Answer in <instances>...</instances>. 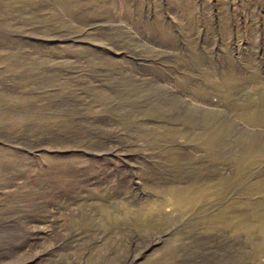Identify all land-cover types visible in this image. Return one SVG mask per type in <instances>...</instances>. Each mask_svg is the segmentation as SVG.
<instances>
[{
  "label": "rangeland",
  "instance_id": "374dc122",
  "mask_svg": "<svg viewBox=\"0 0 264 264\" xmlns=\"http://www.w3.org/2000/svg\"><path fill=\"white\" fill-rule=\"evenodd\" d=\"M70 1L0 0V264H264V0Z\"/></svg>",
  "mask_w": 264,
  "mask_h": 264
},
{
  "label": "bare ground",
  "instance_id": "6f19581e",
  "mask_svg": "<svg viewBox=\"0 0 264 264\" xmlns=\"http://www.w3.org/2000/svg\"><path fill=\"white\" fill-rule=\"evenodd\" d=\"M64 1H68L67 2V7H69L70 9L69 10H73V11H75V10H77V3L75 4V3H71V2H73V1H70V0H64ZM76 1V0H75ZM80 1V0H79ZM78 1V2H79ZM96 2V1H95ZM80 3V2H79ZM79 6V5H78ZM234 78V77H233ZM226 82V85L227 86H232L233 85V82H235V80L234 79H232V78H227V80L225 81ZM245 106V105H244ZM256 107V106H255ZM258 107V106H257ZM247 108V107H246ZM241 113V112H240ZM242 116H243V119L249 124V125H252V126H254V125H258V124H264V110L263 111H257V110H246L245 111V109L242 111ZM227 123V122H226ZM225 123V124H226ZM221 124V123H220ZM225 124H224V126H225ZM228 124V123H227ZM218 125V124H217ZM229 125V124H228ZM216 126V125H215ZM218 127V126H217ZM221 127V126H220ZM214 128V127H213ZM212 128V129H213ZM217 129V128H216ZM215 129V130H216ZM219 129V128H218ZM214 130V129H213ZM214 130V131H215ZM226 130V129H225ZM212 131V130H211ZM217 133L218 132H212L211 133V135H209L208 137H207V139L209 140V141H212V142H217V140H216V137H218L217 136ZM220 133V132H219ZM219 138V137H218ZM217 138V139H218ZM251 139V138H250ZM221 140V139H220ZM253 144H255V143H253L252 142V145ZM254 147V146H253ZM249 148H251V146L249 147ZM184 189H182V190H180V191H171V192H169V194H171V197H169V198H167V199H165L164 201H162L161 202V205L162 204H167V205H171L172 207H174V206H176V205H178V204H182V203H184L186 200H188V191L189 190H184ZM168 191V190H167ZM195 191L196 190H194V193H195ZM156 209H157V207H156ZM149 210V209H148ZM150 210H151V208H150ZM145 212H149V211H145ZM143 214V213H142ZM263 216V215H262ZM119 219V218H118ZM259 222L257 223V221L255 222L256 223V225H258V226H260L261 228H262V230H263V232H264V218H263V220H258ZM150 223V222H149ZM255 223H252V224H245V225H243V228H250L253 224L255 225ZM148 224V223H147ZM150 226V225H149Z\"/></svg>",
  "mask_w": 264,
  "mask_h": 264
}]
</instances>
